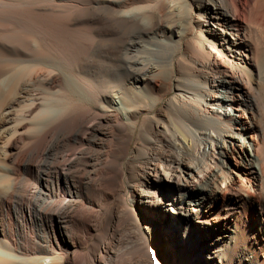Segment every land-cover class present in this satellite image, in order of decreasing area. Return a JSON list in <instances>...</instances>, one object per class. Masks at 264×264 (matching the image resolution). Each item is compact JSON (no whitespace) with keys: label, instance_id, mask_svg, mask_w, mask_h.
<instances>
[{"label":"bare ground","instance_id":"bare-ground-1","mask_svg":"<svg viewBox=\"0 0 264 264\" xmlns=\"http://www.w3.org/2000/svg\"><path fill=\"white\" fill-rule=\"evenodd\" d=\"M0 264H264V0H0Z\"/></svg>","mask_w":264,"mask_h":264},{"label":"rangeland","instance_id":"rangeland-1","mask_svg":"<svg viewBox=\"0 0 264 264\" xmlns=\"http://www.w3.org/2000/svg\"><path fill=\"white\" fill-rule=\"evenodd\" d=\"M227 110H225L227 113H231V109L230 108H226ZM250 135V133L247 135V138L246 137H244V136H242V137H237V144L239 143L240 145H242L243 147H245V150L247 151V153L249 154H251V148H250V146H248L249 145V142H250V139H249V136ZM249 154V155H250ZM221 159H219V161H220ZM221 161H223V165L221 164V168L224 170V171H230L229 170V164L231 163V164H233V160H232V158H227V159H225V160H221ZM216 162V161H215ZM217 164H219L218 162H217ZM220 165V164H219ZM232 176H234L233 174H232ZM165 185H167V184H165ZM168 185H170V184H168ZM220 186H222L221 184H220ZM224 186V185H223ZM222 186V187H223ZM169 216H170V214H169ZM172 216V215H171Z\"/></svg>","mask_w":264,"mask_h":264}]
</instances>
